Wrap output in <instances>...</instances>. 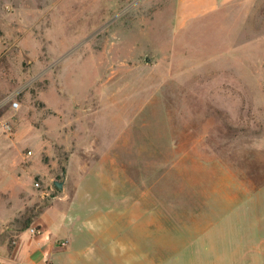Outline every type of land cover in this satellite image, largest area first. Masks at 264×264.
<instances>
[{
    "label": "rangeland",
    "instance_id": "rangeland-1",
    "mask_svg": "<svg viewBox=\"0 0 264 264\" xmlns=\"http://www.w3.org/2000/svg\"><path fill=\"white\" fill-rule=\"evenodd\" d=\"M175 1L0 0V100L19 101L0 105V246L63 169L89 170L94 144L162 178L160 207L188 196L168 176L210 158L264 184V0H218L180 26Z\"/></svg>",
    "mask_w": 264,
    "mask_h": 264
},
{
    "label": "crops",
    "instance_id": "crops-1",
    "mask_svg": "<svg viewBox=\"0 0 264 264\" xmlns=\"http://www.w3.org/2000/svg\"><path fill=\"white\" fill-rule=\"evenodd\" d=\"M217 2L176 0V24ZM93 148L101 151L89 170L64 178L63 188L12 244L0 246V262L264 264V198H255L264 184L256 187L254 177L232 173L215 158L193 162L192 170L166 178L182 184L178 189L187 190V198L160 207L151 189L162 178L137 175L136 168L132 173L125 145ZM207 161L213 166L203 173ZM127 184L137 195L132 197Z\"/></svg>",
    "mask_w": 264,
    "mask_h": 264
},
{
    "label": "built area",
    "instance_id": "built-area-1",
    "mask_svg": "<svg viewBox=\"0 0 264 264\" xmlns=\"http://www.w3.org/2000/svg\"><path fill=\"white\" fill-rule=\"evenodd\" d=\"M3 103H8V106L11 109H16L19 107V101L11 93L7 94L5 97L2 98V100H0V105ZM4 127H7V129H10V125L7 122H4ZM29 230L31 232H34L37 230V228L34 226H30ZM0 264H7V263L5 261H2L0 262Z\"/></svg>",
    "mask_w": 264,
    "mask_h": 264
},
{
    "label": "water",
    "instance_id": "water-1",
    "mask_svg": "<svg viewBox=\"0 0 264 264\" xmlns=\"http://www.w3.org/2000/svg\"><path fill=\"white\" fill-rule=\"evenodd\" d=\"M64 177H65V171L63 169L62 170V178H53L52 179V182L54 183V185L57 188H59V189H62L63 188Z\"/></svg>",
    "mask_w": 264,
    "mask_h": 264
},
{
    "label": "trees",
    "instance_id": "trees-1",
    "mask_svg": "<svg viewBox=\"0 0 264 264\" xmlns=\"http://www.w3.org/2000/svg\"><path fill=\"white\" fill-rule=\"evenodd\" d=\"M38 213H36V215H37ZM36 215L34 214V216L32 215V216H28L27 218H26V220H25V222H24V224H23V226L21 227V228H24V227H26V226H28L29 225V223L36 217Z\"/></svg>",
    "mask_w": 264,
    "mask_h": 264
}]
</instances>
